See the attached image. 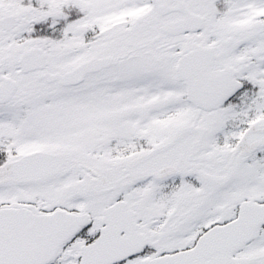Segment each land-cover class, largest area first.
<instances>
[{
    "label": "snow or ice",
    "instance_id": "1",
    "mask_svg": "<svg viewBox=\"0 0 264 264\" xmlns=\"http://www.w3.org/2000/svg\"><path fill=\"white\" fill-rule=\"evenodd\" d=\"M0 264H264V0H0Z\"/></svg>",
    "mask_w": 264,
    "mask_h": 264
}]
</instances>
